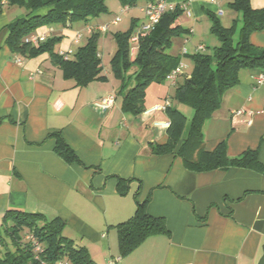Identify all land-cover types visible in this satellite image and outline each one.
<instances>
[{"label": "crops", "instance_id": "0c3cea01", "mask_svg": "<svg viewBox=\"0 0 264 264\" xmlns=\"http://www.w3.org/2000/svg\"><path fill=\"white\" fill-rule=\"evenodd\" d=\"M167 1L182 9L176 24L189 30L174 37L168 49L184 64L178 81L192 73V54L220 44L211 31L209 12L224 26L236 21L237 30L242 19L229 7L231 0ZM144 5L143 0L132 7L120 2L119 8H127L130 16L129 27L134 25L133 34L146 22ZM251 5L262 8L264 0H251ZM107 6V13L87 23L45 25L34 34L61 37L56 52L70 51L73 57L92 34L87 26L109 25L100 40L109 32L114 39L122 31L111 30L121 20L113 23L118 15L108 20V1ZM27 13L5 0L0 8V223L12 209L60 217L66 222L64 234L86 246L98 264H264V175L239 167L196 172L176 152L151 151L152 144L168 140L166 107L182 110L184 105L173 98L177 81L152 82L145 111L127 113L121 79L112 68L104 71L103 66L105 79L78 86L48 53L28 58L11 52L6 43L9 25ZM250 41L264 48V30L253 32ZM131 49L134 58L138 44L132 40ZM99 55L102 59L100 49ZM239 79L206 120L204 147L212 151L226 140L230 156L258 149L264 163V69H242ZM109 94L116 96L115 103L103 110L97 102ZM236 110L243 112L234 115ZM54 133L61 134L82 163L69 164L55 152ZM119 177L132 179L127 195L118 193ZM149 198L148 212L164 217L171 235L151 236L122 257L116 225L134 215L137 199Z\"/></svg>", "mask_w": 264, "mask_h": 264}, {"label": "trees", "instance_id": "16d2710c", "mask_svg": "<svg viewBox=\"0 0 264 264\" xmlns=\"http://www.w3.org/2000/svg\"><path fill=\"white\" fill-rule=\"evenodd\" d=\"M4 0H0L2 8ZM9 5L24 7L28 13L9 25L6 43L15 54L35 57L48 53L55 65L72 78L78 86H85L94 80L105 79L99 55L100 31L88 36L73 57H64L56 52L55 46L61 37L32 44L26 38L41 26L67 22H89L108 12V0H5ZM124 6H136L139 0H119ZM155 2L159 0H143ZM229 7L241 14L242 26L238 40H235L237 23L224 26L221 19L208 13L211 31L220 40L210 53L197 52L191 55L194 68L190 76L176 82L173 98L194 110L189 123L186 114L175 105L166 107L170 124L168 140L151 145L153 154L175 153L183 158L186 168L196 172L231 167L247 168L264 175V163L258 149H247L237 156L228 154L226 140L214 150L204 147L203 126L221 106L225 92L239 84V72L245 68L264 69V48L255 46L250 38L253 32L264 30V7L253 8L251 0H231ZM48 8L43 14L37 13ZM182 13L177 6L166 11L154 29L141 36L138 52L133 58L131 38L134 25L127 31L113 34L117 44L111 59L115 77L121 79L124 92L122 109L134 115L145 111L146 89L152 82L162 83L180 65V57L168 53L174 37L187 34L188 29L176 24ZM55 136V152L67 163H82L74 149L59 133ZM178 148V149H177ZM177 149V151H176ZM132 179L118 178V193L127 195ZM136 192V197H138ZM149 199L140 201L134 215L116 225L119 254L125 257L137 249L147 238L156 235H171L164 217L151 215L147 210ZM66 222L60 217L47 218L42 213L8 210L0 223V264H41L66 261L69 264H98L89 254L86 246L64 234ZM37 242L41 250H37Z\"/></svg>", "mask_w": 264, "mask_h": 264}, {"label": "built area", "instance_id": "2783aa9c", "mask_svg": "<svg viewBox=\"0 0 264 264\" xmlns=\"http://www.w3.org/2000/svg\"><path fill=\"white\" fill-rule=\"evenodd\" d=\"M176 6L173 4L169 3L167 0H159L155 2H149L146 5H144L141 9L144 12L146 16V22L142 26L140 32L133 34L131 40L133 42H136L138 44V41L141 36L146 35L148 32H150L152 29H154L155 25L160 21L162 15L168 11V10H174ZM126 9L123 10L125 12ZM121 19L120 16L116 17L113 21V23H117ZM109 25H98L96 27L93 26H87L86 30L89 33H93L94 31H100V32H105L107 31ZM82 37V34L79 32L77 34V38L80 39ZM47 35L45 34H32L26 38V43H32V44H38L41 42L46 41ZM204 47H200V49H203ZM60 55L64 57H68L70 54V51H60ZM131 53H134V49H131ZM184 67L183 63H180V65L175 68L168 76L167 79L176 82L178 79V76L180 75L182 69ZM263 79V76H261V80ZM116 96L114 94H109L104 97H102L98 102L97 105L102 108L103 110H107L113 106L115 103ZM243 111L242 110H236L234 112V115L241 114ZM35 245L37 246V250H41L40 245L35 242ZM41 264H69L66 261H59L57 263H47V262H42Z\"/></svg>", "mask_w": 264, "mask_h": 264}, {"label": "rangeland", "instance_id": "374dc122", "mask_svg": "<svg viewBox=\"0 0 264 264\" xmlns=\"http://www.w3.org/2000/svg\"><path fill=\"white\" fill-rule=\"evenodd\" d=\"M108 4L112 8V9H110L111 12L109 14L105 15V17H107L108 20H111L116 15L121 16V19H120L121 22H119V25L116 27H113L111 30L113 32H115L117 30H122V31L129 30V28H130L129 27L130 26V16H127L128 13L123 12V9L119 8L120 7L119 0H108ZM114 5H116V6H114ZM144 16H145V14H144ZM239 29L237 30V33L235 34V37H234L235 40H238ZM113 47L116 48V42L113 39L111 32H109V34L106 37L101 38V40L99 42V49H100V51L103 52L102 60H103L104 71H109V72L111 71L110 61H111V58L113 56L114 50H116V49H113ZM206 51H207V53H209L212 51V48L207 49ZM189 64H190V69H191L192 61H189ZM182 111L189 118V123H190V121L193 117V114H194L193 108L190 106H187V105H182Z\"/></svg>", "mask_w": 264, "mask_h": 264}]
</instances>
